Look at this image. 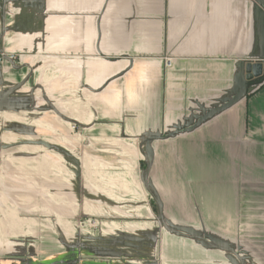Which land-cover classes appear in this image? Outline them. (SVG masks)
<instances>
[{
    "label": "crops",
    "instance_id": "1",
    "mask_svg": "<svg viewBox=\"0 0 264 264\" xmlns=\"http://www.w3.org/2000/svg\"><path fill=\"white\" fill-rule=\"evenodd\" d=\"M0 49L19 53L0 67V88L16 106L0 111L12 129L0 133V208L18 207L6 198L16 177L36 176L31 159L41 178L78 177L72 162L64 165L71 175L59 172L80 140L68 135V118L90 141L87 173L109 169L108 182L141 202L133 207L102 190V203L88 207L133 212L134 231L102 239L67 233L77 222L61 225L47 258L20 247L9 227L19 217L3 210L0 264H236V256L264 264V78H245V64L264 59V0H0ZM140 144L152 153L145 177L157 215L160 208L166 224L230 251L152 229ZM47 181L39 186L56 191L46 206L58 214L76 208L72 184L62 204L63 184ZM119 202L132 208L116 209Z\"/></svg>",
    "mask_w": 264,
    "mask_h": 264
},
{
    "label": "rangeland",
    "instance_id": "2",
    "mask_svg": "<svg viewBox=\"0 0 264 264\" xmlns=\"http://www.w3.org/2000/svg\"><path fill=\"white\" fill-rule=\"evenodd\" d=\"M16 54H19L17 52H15ZM38 115V114H37ZM37 117V116H36ZM5 121H0V133L2 131H12V129H9L7 125H5L4 123ZM81 127L78 126L77 130L74 131L73 133H68V135H75L78 134V130L80 131ZM15 130V129H14ZM13 130V131H14ZM17 131V130H15ZM18 132V131H17ZM76 136V135H75ZM79 137H81V134L78 135ZM79 140V139H78ZM89 140L85 139H81L78 141V146H77V150H76V154L74 156L77 158H73L72 161H68L64 159L62 161L63 164V170L59 171L60 174L62 173L63 175L66 174H70L69 171H67L66 169V163L70 164V162H72V164L74 165L75 170H80V174L77 176H73V177H66V176H62L60 177V175L55 171V174H53L52 172L48 173L50 175H47V173L44 176L47 177H40V171L38 170L39 165L37 163V161L39 159H35V161H33L31 159L32 165L36 166V176L34 177H16L18 179H16V187H15V192H14V196L13 198H6L8 200V204L10 207L12 206H18L15 208H10V209H3L0 208V212L7 211H14L16 213V216L19 217V220H17L13 226L11 227V225L9 224L10 227V232L12 234L13 232V237L16 238L15 241L21 242L23 245L20 247H25V249H28L30 254H34V256H36L37 258H47V257H53L52 253L56 250L55 248V243L54 242V236L57 237V234L55 233L54 229L56 227H59L61 225L64 226H68L70 223L72 222H77L79 223L78 225L75 224H71V226L69 227L70 231L67 233H71V231H76L79 234H83V235H88V234H92L96 237H100V238H105L107 237L109 234L110 235H117L119 236L120 231H124V232H133L134 231V226L137 222V219L135 218L136 215H131L132 213L129 214V216H125L122 217V213H124V210H121L122 213L115 215V214H110V210H108V208L105 207H101L98 209H92L89 208L88 206H91V204L93 205V203H98L101 204L103 201V197H105V193L102 192V190H106V189H112L114 190L113 193H110L111 196H115V197H120V199H124L121 202H125V203H129L131 205H135V202L138 199V195L136 194L134 191V193H121L119 192V187L117 185L116 182V186L114 181L111 182V184L108 182L107 178L112 180L111 178H109L107 171L109 169H105L104 172L99 173L100 174H93V173H87L89 172L88 170L92 167L91 162L89 159H87V155L85 152V149L89 146ZM7 144V143H6ZM20 144V141L17 143H11L10 145H18ZM14 146V147H15ZM54 152H56V150H53ZM59 163V162H58ZM99 163V167L101 168L102 163ZM12 164H13V160H12ZM70 166V165H68ZM147 166V162L144 161V166H142V171L146 168ZM72 168V167H70ZM97 168V167H96ZM20 171V170H19ZM33 171V170H32ZM82 171V173H81ZM22 172V171H21ZM26 174V172H24ZM57 173V174H56ZM14 174H16L14 172ZM44 174V173H43ZM144 174V171L142 172V175ZM115 177H117V175H114ZM113 177V179L116 181V178ZM30 178V179H29ZM48 180L47 182L50 184H54V182H56V180H59L57 182H60L57 185H61L63 184V189H62V194L59 193V200L60 202L63 204L66 201H69L68 198H66V196H70L71 195V190H70V185L72 184V190H73V194H75L73 199V203L75 204L76 208H69L68 212H65V209H62V214H58L59 212L57 211V209L55 208H50L49 206H46V204H50L52 203V199L54 198L53 195H55V189H52L49 187H45V189L43 188V186H39L44 180ZM43 180V181H42ZM32 181V182H31ZM30 182V183H27ZM43 185V183H42ZM105 185V187H104ZM112 185V186H110ZM114 185V186H113ZM30 186V187H28ZM67 186V187H66ZM113 187V188H112ZM144 188V187H143ZM58 191V190H57ZM144 191L146 192L147 190L144 189ZM68 192V193H67ZM148 193V192H147ZM147 193H141L142 195H145L144 198L146 199V202L148 204V206L151 208L152 207V214L151 216L154 218L155 220V225H151L153 226L152 229L154 227L158 228L160 232L163 231H168L166 230L162 223L159 222V220L157 219V211L154 208V204H153V198L151 196V194H147ZM135 194V196H134ZM51 197H50V196ZM0 197H1V193H0ZM126 200V201H125ZM153 200V201H152ZM141 202L137 201V204L139 205ZM12 204V205H11ZM22 204H25V206H23ZM1 205L4 204H0V207H2ZM133 205V207H134ZM5 206V205H4ZM73 206V205H72ZM6 207V206H5ZM27 207H30L31 209L34 208V210H25L28 209ZM132 208V206H122V203H118L117 204V208L116 209H124V208ZM116 209L111 208V211H115ZM132 211L135 212L134 208L132 209ZM108 214H107V213ZM13 213V212H12ZM61 215V217L59 216ZM16 220V219H15ZM110 221V222H109ZM109 224L107 228H104L105 231H102V224ZM123 227L121 228H116L115 226L117 225H121ZM138 224V223H136ZM154 224V223H152ZM101 225V226H100ZM114 225V226H112ZM114 229V230H111ZM122 229V230H121ZM120 230V231H118ZM111 231V232H110ZM164 233V232H163ZM162 233V234H163ZM74 236V235H72ZM82 238V237H80ZM101 239V240H102ZM166 239V238H165ZM97 241V240H96ZM159 244V242H158ZM103 246L101 241L100 242H96L94 246L91 245V247H101ZM85 247V246H84ZM90 247V246H88ZM55 249V250H54ZM73 249L74 250V246H71L70 244L67 245V251L69 252L68 255L70 256V250ZM51 252V253H50ZM68 256V257H69Z\"/></svg>",
    "mask_w": 264,
    "mask_h": 264
},
{
    "label": "water",
    "instance_id": "3",
    "mask_svg": "<svg viewBox=\"0 0 264 264\" xmlns=\"http://www.w3.org/2000/svg\"><path fill=\"white\" fill-rule=\"evenodd\" d=\"M2 50H5V49H0V51H2ZM6 61L13 62V60H9V59H6ZM0 67H1V65H0ZM245 70H246L245 78L247 80H253L254 79L255 83L260 82L264 78V59L256 60V61H253V62H247L245 64ZM0 75H1V72H0ZM0 79H1V76H0ZM0 87H1V85H0ZM12 90H13V88H10V89H8L6 91H12ZM4 91L5 90H2V88H0V111H3V110H14L12 108H16V106H13L11 103H7V101H6L7 99L5 97L7 92H4ZM35 92H36V89L33 88V89L30 90L29 95L34 97L33 93H35ZM54 110H55V108H54ZM68 120H69L70 123H76L78 125L80 124V122L78 120H74L72 118H68ZM20 132H22V131L20 130ZM139 148H140L141 154H143L144 159L147 162V166L144 169V174H143L144 175V185L146 187V190L156 200V196H155L152 184L149 181H147V177H145V175L148 174V167H149V164H150V161H151V154L152 153H151L150 147L147 146V145L140 144ZM156 202H157V200H156ZM158 214L159 215H157L158 216L157 219L159 220V222L162 223L163 227L165 229H167L168 231H170V232L176 233L178 235H185V236H189V237H192V238H196L201 243H206V245L217 246L219 248H223V249L229 250V251L231 250L230 248H226L222 243L216 242L215 240H213L207 234L186 233L183 230L184 228H178L176 226L166 224V222L162 218L160 208L158 209ZM122 233H124V231H122V232L120 231V234H122ZM236 258L240 261L239 263L236 262V264H243L241 257L236 256ZM28 264H47V263H45V262H31L30 261V263H28Z\"/></svg>",
    "mask_w": 264,
    "mask_h": 264
},
{
    "label": "built area",
    "instance_id": "4",
    "mask_svg": "<svg viewBox=\"0 0 264 264\" xmlns=\"http://www.w3.org/2000/svg\"><path fill=\"white\" fill-rule=\"evenodd\" d=\"M17 57H18V54H16L15 52H10V51H7V50L6 51L5 50H2V51H0V65H2L6 61V59H9V60H13L14 61V60L17 59ZM171 61L172 60L169 57L164 58V65L166 67H169L171 65ZM39 89H36V90H39ZM72 124H73L72 132H74V131L77 130V128H78L79 125L76 124V123H72ZM78 132H80V131L78 130Z\"/></svg>",
    "mask_w": 264,
    "mask_h": 264
},
{
    "label": "bare ground",
    "instance_id": "5",
    "mask_svg": "<svg viewBox=\"0 0 264 264\" xmlns=\"http://www.w3.org/2000/svg\"><path fill=\"white\" fill-rule=\"evenodd\" d=\"M72 128H73V124H71V131H72ZM77 137H79L77 134H75ZM79 138H81V139H83V140H85V139H87L84 135H82L81 137H79Z\"/></svg>",
    "mask_w": 264,
    "mask_h": 264
}]
</instances>
